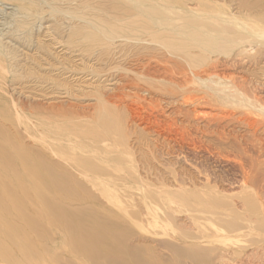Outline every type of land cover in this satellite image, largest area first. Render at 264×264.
Wrapping results in <instances>:
<instances>
[{"label":"bare ground","instance_id":"6f19581e","mask_svg":"<svg viewBox=\"0 0 264 264\" xmlns=\"http://www.w3.org/2000/svg\"><path fill=\"white\" fill-rule=\"evenodd\" d=\"M86 78L96 87L108 88L95 98L94 114L86 116L90 126L85 134V156L81 158V177L85 183L75 182L79 187L86 183L114 186L100 191L99 196L83 187L86 198L98 202L101 196L116 197L118 187L117 196L136 195L160 204L159 217L171 222L175 215L177 218L185 215L197 231V236L181 228H177L178 232L164 234L167 238L159 244L174 259V262L165 261L154 247L133 238L129 228L116 224L108 207L80 208L55 201L53 194L64 201L70 202L71 197L76 199L77 192L71 188V173L78 170L71 171L66 164L62 167L39 157V170L46 174L54 188L46 195L43 192L34 195L40 196L56 216L82 224L77 237L89 243L90 247L85 249L94 264H180L182 260L211 264V250L203 244H209L224 232L241 233L238 236L244 238L240 241L246 243V247L264 248V191L256 192V188L253 191L256 180L264 185V155L253 156L246 150L248 144L251 150L264 151V0H0V81L2 85L11 83L10 91L18 95L16 101L23 109L38 111L30 107L35 98L23 91L24 85L56 90L58 83L69 87L83 83ZM1 87L0 102L4 100ZM58 95L65 98L69 94L65 90V94ZM126 101L135 117L141 118L140 122L162 125L167 133L179 136L182 143L191 142L193 147L198 138L213 137L218 143H229L231 136L222 129L224 126L220 130L213 125L211 129L212 124L244 127L251 140L248 143L245 139L246 145H242L241 140L232 139L231 148L246 161L245 170L243 165L238 167L244 170L242 184L246 195L241 208L245 214L234 217L230 206L210 192L188 194L174 174L167 173L176 184V191L172 186V190L163 186L156 189L145 176H138L134 165L139 161H135L133 147H127L128 135L117 114ZM55 109L50 106L42 111L76 116L70 108L68 111L60 106ZM141 110L146 113L145 118L140 117ZM129 120L135 125L133 118ZM203 120L207 126L196 123ZM140 126H136L140 133L149 132L147 127L141 129ZM116 136L122 142L117 150L125 157L121 154L116 158ZM135 140L137 147L143 144ZM106 141L110 142V147H102ZM185 144L188 146V142ZM214 152L213 155H219ZM11 159L7 157L6 162L10 163ZM141 159L147 167L144 171L150 173L152 165L147 163L145 155L142 154ZM17 160L21 170L30 173L27 169L30 160L22 154ZM235 161L232 164L239 163ZM125 162L128 165L125 168L116 167ZM37 177L44 179L41 174ZM126 186L131 189H125ZM120 229L122 232L118 231ZM246 247L239 248L238 255ZM101 248L115 251L118 256L103 257L98 253ZM100 258H104L103 263Z\"/></svg>","mask_w":264,"mask_h":264},{"label":"rangeland","instance_id":"374dc122","mask_svg":"<svg viewBox=\"0 0 264 264\" xmlns=\"http://www.w3.org/2000/svg\"><path fill=\"white\" fill-rule=\"evenodd\" d=\"M101 5L103 8L107 7L106 4ZM40 75L43 76L44 73L42 74L41 72ZM82 81L84 82L69 87L64 86V84L62 85L61 83H58L59 87H57L56 90L45 89L41 87L33 88L31 86L24 85L22 88L23 91L25 93H31L35 98V101L31 102L30 107L37 108L38 111L36 112L28 108L23 109L16 101L18 95L10 91L9 86L11 83L9 82L2 85V82L0 81V87L3 86L1 87L3 89L1 94L4 97V100L0 102V157H4V159H0V264H94L85 249L86 247H90L89 243L81 242L77 237L79 226L82 227V224H76V222L73 223L71 219H65L64 217L56 216L49 210L48 207L45 206L46 204L43 199L40 198V196L34 195L38 192L40 194L43 192L46 195V193L54 188L49 179H47L46 174L39 170V157H42L44 161V157L46 158V160H50L46 161L47 163L57 162L62 167H66L67 165L68 168H71V171L73 168L78 170H73L74 172L72 171L71 173L73 179L71 188L77 192L75 194L77 196L76 199L71 197L70 202L64 201L58 196V194L56 196L53 194L52 197L55 201H58L60 203L62 202L63 205L69 204L74 207L80 208L85 206L98 209H101V207L105 206L108 207V213L111 214V218H115L116 224H118L119 226L125 225L127 228H129V230H131L130 233L132 234L133 238H140V242L144 241V243L154 247L165 261L174 262L173 257L168 254V251L161 247L159 243H162V241L167 238L164 234H167L168 232H178L177 228H181L182 230H185L197 236V231L194 229L193 225L185 217V215H178V218L177 215H175L171 222L165 221L162 217H159L161 208L160 204H154L149 202L148 200H142L136 195L125 197L117 196V193L120 192L119 190V192H117V189H119L118 187H116V197L101 196L98 197V202H93L86 198V195L82 191L83 187H87L97 195L99 193H102L100 191H104V189H113L114 186L105 183H94V188L92 184L89 183L84 184L83 187H79L76 184L75 181L85 183V181H83V178L81 177L83 170V163L81 158L85 156V134L87 128L90 126V121L89 119H86V116L89 114H94L95 111L93 105L95 98L98 96V93H102L108 88L106 87L105 89H103L102 87H96L94 84L90 83L91 81L88 78ZM65 90L68 91V94L70 96L68 95V97L62 98V95H58L65 94ZM61 101H63V104ZM129 104L130 103L126 101L124 103L125 106H122L120 110H118L117 114L120 117L123 131L128 135L127 140H125L126 143H128L127 147H133L131 149L134 150V157L136 158L135 161H141L140 163L138 162V164L136 163L134 165L136 166V173L138 171V176H145L147 178V181L153 183L156 189H161L163 187L169 188L170 186H172V189L176 191V184L171 182L172 177L170 176V174H174L179 178L178 180H180V182L182 183L183 189L188 190H186L188 194H193L196 192H210L211 195L214 194L221 201H224V203L230 206V208L234 211V217H239L245 214V211L242 208L244 207L243 202L246 195L244 193L246 192V190L242 184V172L247 167L245 164L246 161H243L244 158H241L243 156H238V154H235L234 150L231 148V146L233 145L232 139H236V141H238L239 139L238 142H240L241 140L240 143L242 145H246V142L249 143V141L251 140L249 138L250 133L246 131L244 127H239L238 125L233 124V126H226V128L224 124H221L219 126L216 124H212L211 129L216 128L221 130V128L224 126L222 129H224L229 137L231 136L228 144L224 145L218 143L213 137H211V139L209 138L210 141H208V138H198L197 144H195L196 147H193L194 144L192 145L191 142L184 140L183 143L188 142V147L187 144L182 143V140L180 141L179 136L173 135V133H171L173 135L172 136L170 133H167L168 131L166 128L164 130V126L154 125L153 123H149L147 125L145 122H140L139 119L141 118L135 117L133 111H131L133 109ZM50 106H54L56 108L55 110H58L57 108L59 106L67 111L70 108L71 110L75 111L76 116H60L57 115L60 114V112L57 113V111L54 112L57 114L52 115L42 111L49 108ZM145 114L146 113L141 110L140 117L145 118ZM130 118H133V120L135 121V125L129 123ZM204 121L205 120L197 121L196 123L201 126H207V122ZM139 124L141 125V129L147 127L146 130L147 132H149L146 134L140 133V129L136 127ZM127 125L129 126V128ZM213 125H215V127ZM161 128H163L164 132ZM228 128L229 130L226 131ZM161 132L163 133L161 134ZM169 134L171 136H169ZM234 134L237 135L235 136ZM165 135H167L168 138ZM153 137H155L156 139ZM161 138L165 139L163 140ZM174 138H176L177 141ZM259 138L263 139V137ZM135 139H138V143L143 144H139L140 146L137 147V145L135 144L137 140ZM244 140L246 142H243ZM162 141H165L166 143H163ZM204 141L206 144L203 143ZM145 142L147 145L145 144ZM199 142L203 143V145L199 144ZM121 143V140L116 136V158L119 156L121 157L122 153L119 154V151L117 150ZM109 144L110 142L106 141L104 144H102V147H110L111 144ZM211 144L212 147H210ZM204 146L208 149L209 152L211 151L212 153L215 150L216 154L219 152V155L207 153V149L204 148L205 151L202 149ZM248 146L249 145L247 144V147H244H246V150L251 155L256 156L257 153L261 154V156L264 155V151H259L256 148H252L251 150V147ZM199 147L202 148L200 149ZM192 148L196 149L194 150ZM217 149L220 150L218 151ZM231 150L234 153L231 152ZM254 150L256 153L254 152ZM17 154H22L26 156L27 160H30V164H28L29 168H27L29 169L30 173L27 174L21 170V168L17 164ZM142 154L143 156L145 155L147 163H149V165H152L149 171L150 173L152 171L153 174H146V172L144 171L147 169V167L143 165L144 160L141 159ZM233 154H235V156H233ZM172 155H174L175 157ZM228 155L233 156L229 157L230 160H233L234 158V160L241 164H232L234 160L231 162L229 158H225L228 157ZM7 157H11L13 159V162L12 159L10 163L6 162ZM147 157L151 158L148 159ZM235 157L238 158L236 159ZM223 158L227 159L228 161ZM238 159L243 162H240ZM68 163L74 164V167L69 166ZM139 164L141 166H139ZM238 164L240 166H238ZM242 165L243 167L245 166L243 171V168H238L242 167ZM126 166H128L126 162L121 163L120 166L119 164L116 165V167L121 168H125ZM56 170L58 172H61L60 169ZM38 174H41L42 177L44 176L43 178L45 180L41 179V177H37ZM158 174L162 177H160ZM148 176H150V178ZM157 177L160 178V180L163 178V181L157 180ZM190 179H194V182H191L192 180ZM153 180L155 181V183L153 182ZM186 180L188 181L186 182ZM206 180H209V183ZM256 182L258 183H256V185L253 187L254 190H252L255 192L256 188V192H258L260 189L264 191V185L261 184V180H256ZM100 185H103L102 187L104 188L101 187V189ZM195 185L197 186L195 187ZM125 189L131 188L129 186H126ZM132 190H135V188H132ZM77 199H79L80 201H77ZM163 229L165 230L163 231ZM118 231L122 232L121 229ZM238 235H241V233L232 234L224 232L219 234V237L216 236L214 240H212V242H209L210 245L207 243L203 244L206 249L208 248L209 250H211V264H263L264 248H259L261 249L259 250L254 247H246L247 244L241 242L244 240V238L239 237ZM225 236L226 239L224 238ZM229 241L231 244H228ZM111 243L113 244L114 242L111 240ZM222 247H225V249H223ZM227 247L228 249H226ZM241 247H246L244 249L245 251L243 250L242 253L238 255V253L240 252V250L238 249ZM161 248L164 249V251ZM236 248L238 251L236 250ZM98 253L103 254V257L107 256L109 258H116L118 256L115 251H112L108 248H101L99 249ZM253 253H255L256 255ZM212 257H214V260L211 259ZM247 257H251V259H247ZM259 257L261 258L259 259ZM262 257L263 260H261ZM100 261L101 263H103L104 258H100ZM180 264L191 263L188 260H182Z\"/></svg>","mask_w":264,"mask_h":264}]
</instances>
